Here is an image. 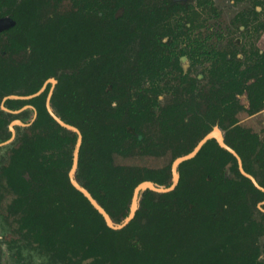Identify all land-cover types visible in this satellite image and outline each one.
Masks as SVG:
<instances>
[{
    "label": "flooded vegetation",
    "instance_id": "1",
    "mask_svg": "<svg viewBox=\"0 0 264 264\" xmlns=\"http://www.w3.org/2000/svg\"><path fill=\"white\" fill-rule=\"evenodd\" d=\"M218 1L0 0V148L6 151L0 157V195L6 199L4 209L12 229L5 243L15 259L21 260L22 247L28 246L47 257L45 264H73L52 257L51 252L40 248L20 229L21 208L12 201L15 193L5 174L19 138L24 133L31 135L37 116L33 104L18 105L14 101H28L44 94L48 114L51 116L49 104L64 121L51 104L58 75L45 78L36 91L27 92L40 77L25 67L50 60L56 61L59 75L68 72L65 66H74L76 75L71 80L76 82L79 95L81 83H95L96 51L106 46L104 56L110 57L111 65L116 67L115 80L125 84L124 102L137 98L138 116L141 114L137 128L141 134L136 135L141 148L135 153H155L167 141L169 145L176 143L174 154L178 148L194 143L189 153L207 134L215 132L216 136L207 140L222 147L218 142L221 138L260 188L240 171L238 158L229 151L236 158L240 173L264 193V186L259 183L264 181V165L256 157L264 156V139L243 125L238 116L242 111L248 118L264 114V0H228L236 10L225 27L220 24L224 11ZM112 30L118 43L102 44ZM42 87L36 95L24 98ZM63 96L64 102L68 95ZM178 112L183 113L184 122ZM153 130L155 139L148 133ZM77 138L67 173L71 185L69 172ZM232 143L237 147L255 145L250 156L254 174L244 169ZM177 157L173 155L170 171ZM77 167L78 158L74 171L78 182ZM23 176L28 178L27 173ZM256 209L264 213V199L256 203ZM259 241L264 243V235Z\"/></svg>",
    "mask_w": 264,
    "mask_h": 264
},
{
    "label": "trees",
    "instance_id": "2",
    "mask_svg": "<svg viewBox=\"0 0 264 264\" xmlns=\"http://www.w3.org/2000/svg\"><path fill=\"white\" fill-rule=\"evenodd\" d=\"M64 22L67 25L68 19ZM116 36L112 30L102 44L118 43ZM105 48L96 51L95 83H81L79 95L71 80L76 75L74 66H65L68 72L60 75L53 60L25 69L40 77L28 93L45 78L58 75L51 104L82 135L75 177L119 223L129 213L135 186L146 180L168 186L171 171L170 164L148 169L114 162L115 154L127 156L141 148L136 135L141 134L137 128L141 114L137 98L124 102L125 84L115 80L116 67L104 56ZM25 102L37 108V116L31 135L19 138L5 174L15 193L12 201L21 208L20 229L52 257L73 264H264V243L259 241L264 235V213L256 209L264 193L214 140H207L194 157L178 165L173 190L142 191L133 218L121 229H112L69 182L76 132L61 127L48 114L44 94L14 101ZM177 116L184 122L183 113ZM193 145L178 148L174 157L186 154ZM231 146L244 169L254 174L250 156L255 145ZM256 157L264 165V156ZM259 183L264 186L263 180Z\"/></svg>",
    "mask_w": 264,
    "mask_h": 264
},
{
    "label": "rangeland",
    "instance_id": "3",
    "mask_svg": "<svg viewBox=\"0 0 264 264\" xmlns=\"http://www.w3.org/2000/svg\"><path fill=\"white\" fill-rule=\"evenodd\" d=\"M185 1V0H182ZM192 1V0H189ZM219 6L223 8V16L221 18L220 24L222 26H227L235 10L233 6L230 5L228 0H219ZM239 118L242 120V124L250 127L256 131L262 139H264V114L257 115L255 117H247L246 112H241ZM152 134L155 139V131H148ZM175 142L169 145V141L161 145L155 153L149 154H130L127 156L114 155V162L119 164L138 166L141 168L148 169H159L167 166L173 159ZM187 148V147H185ZM4 148H0V157L5 153ZM1 194V192H0ZM7 202L6 199L2 198L0 195V264H26L25 262H30L28 264H45L47 262V257L41 254L34 247L23 246L21 260L15 259L12 256V249L8 247L5 243L6 239L11 236L12 229L9 223V219L6 216V210L4 209Z\"/></svg>",
    "mask_w": 264,
    "mask_h": 264
},
{
    "label": "water",
    "instance_id": "4",
    "mask_svg": "<svg viewBox=\"0 0 264 264\" xmlns=\"http://www.w3.org/2000/svg\"><path fill=\"white\" fill-rule=\"evenodd\" d=\"M51 82H53V80L51 79L50 80ZM43 87L38 91L36 92L35 94H32L30 96H26L24 98H29L31 96H34L36 95L37 93H39L40 91H42ZM48 107V111L49 113L51 114V116L62 126H64L65 128L69 129V130H72V131H75L78 135V138H77V142H76V145H75V148H74V151H73V163H72V168L69 172V176H70V181L72 183V185L78 189L87 199L88 201L91 203V205L102 215L106 225L112 229H120L122 227H124L134 216L135 214V211L136 209L138 208V201H139V195L142 191L146 190V189H150L152 191H155V192H160V193H164V192H168L170 190H172L177 182H178V178H179V175H178V171H177V167L178 165L185 161V160H188L190 158H192L198 151L199 149L201 148V146L207 141V139L211 138L212 136H216V133L215 132H210L209 134H207L197 145L196 147L189 153H186V154H183L181 156H178L177 158L174 159V161L172 162V165H171V183L168 185V186H165V185H156L154 184L153 182L151 181H142L140 182L135 188H134V191H133V194H132V199H131V203H130V210H129V213L128 215L122 219L121 222L119 223H116L114 222L111 217L109 216V214L105 211V209L92 197V195L84 188L82 187L75 179H74V171L76 169V166H77V158H78V149H79V146H80V143H81V134L80 132L78 131L77 128H75L74 126H71L67 123H65L64 121H62L57 115H55V113L51 110L49 104L47 105ZM218 142L219 144L227 149L228 151H230L232 154H234L237 158H238V162H239V165H240V171L245 175L247 176L248 178H250V180L253 182V184L260 188V186L257 184V182L255 181V179L250 176L249 174H247L241 167V163H240V159L239 157L237 156V154L230 148L228 147L223 141L221 138L218 137Z\"/></svg>",
    "mask_w": 264,
    "mask_h": 264
}]
</instances>
